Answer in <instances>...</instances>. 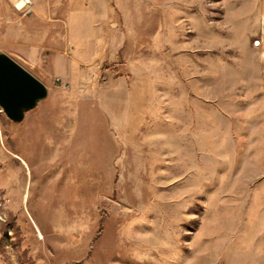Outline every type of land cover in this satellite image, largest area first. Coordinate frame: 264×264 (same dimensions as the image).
<instances>
[{"label": "rangeland", "instance_id": "rangeland-1", "mask_svg": "<svg viewBox=\"0 0 264 264\" xmlns=\"http://www.w3.org/2000/svg\"><path fill=\"white\" fill-rule=\"evenodd\" d=\"M33 1L0 0L49 89L0 107V264L264 263V0Z\"/></svg>", "mask_w": 264, "mask_h": 264}, {"label": "water", "instance_id": "water-1", "mask_svg": "<svg viewBox=\"0 0 264 264\" xmlns=\"http://www.w3.org/2000/svg\"><path fill=\"white\" fill-rule=\"evenodd\" d=\"M47 85L6 52H0V107L14 122L47 98Z\"/></svg>", "mask_w": 264, "mask_h": 264}, {"label": "built area", "instance_id": "built-area-1", "mask_svg": "<svg viewBox=\"0 0 264 264\" xmlns=\"http://www.w3.org/2000/svg\"><path fill=\"white\" fill-rule=\"evenodd\" d=\"M13 8L20 13H30L33 11L34 1L33 0H10ZM255 40L253 45L256 46ZM259 45V44H258ZM257 45V46H258Z\"/></svg>", "mask_w": 264, "mask_h": 264}, {"label": "crops", "instance_id": "crops-1", "mask_svg": "<svg viewBox=\"0 0 264 264\" xmlns=\"http://www.w3.org/2000/svg\"><path fill=\"white\" fill-rule=\"evenodd\" d=\"M3 52H4V51H3ZM5 52H6V51H5ZM7 54H8V53H7ZM258 262H259L258 264H264L263 261H261V263H260V261H258Z\"/></svg>", "mask_w": 264, "mask_h": 264}]
</instances>
